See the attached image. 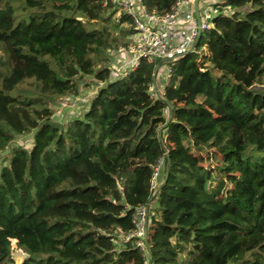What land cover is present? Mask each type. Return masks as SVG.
<instances>
[{"label": "trees", "instance_id": "trees-1", "mask_svg": "<svg viewBox=\"0 0 264 264\" xmlns=\"http://www.w3.org/2000/svg\"><path fill=\"white\" fill-rule=\"evenodd\" d=\"M170 13L179 1L140 0ZM207 1V0H205ZM194 51L114 76L134 20L106 0H0V264H146L137 213L150 202L152 264H264V0H224ZM118 17V18H117ZM83 20L89 23L87 27ZM99 86L84 113L54 118L58 99ZM158 77V76H157ZM135 164V166H134Z\"/></svg>", "mask_w": 264, "mask_h": 264}, {"label": "built area", "instance_id": "built-area-1", "mask_svg": "<svg viewBox=\"0 0 264 264\" xmlns=\"http://www.w3.org/2000/svg\"><path fill=\"white\" fill-rule=\"evenodd\" d=\"M193 2L194 0L179 1L170 13L165 16H159L156 12H148L140 0H106L105 6L110 5L113 10L118 12V17L122 13H126L133 18L135 24L136 34L130 50L131 60H129L128 68L122 74H127L128 71L134 70L143 59L155 63L168 58L172 59L171 62L178 60L193 47L200 30L203 33L214 27V19L218 16H230L233 14V8L223 5L224 2L216 0L203 1L200 4L202 19L200 29L194 10L186 14L192 24V29L188 32L177 27V21L182 5H193ZM166 72V80L168 81L171 72L169 66H166ZM152 90L155 91L154 86ZM158 172L159 168L154 174L153 186L156 188L155 192L158 188ZM147 217L146 207L138 211L136 219L139 230L136 235L140 238L138 245L143 248H147L145 243ZM146 264H149V261Z\"/></svg>", "mask_w": 264, "mask_h": 264}, {"label": "rangeland", "instance_id": "rangeland-1", "mask_svg": "<svg viewBox=\"0 0 264 264\" xmlns=\"http://www.w3.org/2000/svg\"><path fill=\"white\" fill-rule=\"evenodd\" d=\"M83 22L87 27H89V23L86 20H83ZM132 40H134V36L132 37ZM132 45L133 43H131L129 49L112 51L110 52V54L117 52L114 54L115 59L119 60L121 54H124L127 56V60L128 59L131 60L130 50L132 48ZM0 55L3 56L4 53L0 52ZM110 57H111V62L109 64V67L111 68L114 76H118L122 74L128 68L129 64L123 65L121 62L120 63L114 62V57L112 55H110ZM80 84H81L80 86L81 90L78 96H69L66 98L58 99L56 103L53 105L52 107L54 110L53 119L56 122L66 123L73 118L81 116L84 113V111L87 109L91 98L96 94V92L99 89V85L94 77H85L83 79V82H81ZM34 135H35V131H33L30 134L18 136L16 140L6 150L0 151V170L2 166L9 165L12 156L11 152L14 147H24L29 150L33 147ZM12 247H13V258L15 259L16 264H21L22 261L26 258V254H24L20 249L17 248L16 241H12Z\"/></svg>", "mask_w": 264, "mask_h": 264}, {"label": "water", "instance_id": "water-1", "mask_svg": "<svg viewBox=\"0 0 264 264\" xmlns=\"http://www.w3.org/2000/svg\"><path fill=\"white\" fill-rule=\"evenodd\" d=\"M203 1H205V0H194V2H193L194 14H195V17H196V19H197V21H198L199 29H200L201 24H202V19H201V15H200V4H201ZM201 36H202V31L200 30V31H199V35H198V38H197L196 42L194 43L193 47H192L188 52H186L183 56H185V55L191 53L192 51H194V49L196 48L197 44L199 43V41H200V39H201ZM171 61H172V59H171V58H168V59H165V60L160 61V62L156 65L155 70H154V74H153V86H154V88H157V76H158V72H159V70L161 69V67H162L164 64H166V63H170ZM159 97H160V99H162V100L168 105V107L170 108V111H171V112H170L169 119H168L166 125H164V126L160 129V131H159V136H160V138H161V135H162L163 130L167 127V125H168V124L171 122V120H172L173 106H172L171 103L167 102V101L164 99L163 96H160V95H159ZM169 161H170V160H169V158H168V165H167V169H166V173H165V179H164L163 184H162L160 187L157 188V190H156V192L153 194V196H152L150 202H149V203L147 204V206H146L147 214H149V209H150V203H151V201L154 200L156 193H157V192L159 191V189L165 184V182H166V180H167V178H168V175H169V172H170ZM148 226H149V218L147 217V219H146V223H145V243H146V246H147L148 251H149V253H150V261H149V264H152V255H151V250H150V247H149V244H148Z\"/></svg>", "mask_w": 264, "mask_h": 264}, {"label": "crops", "instance_id": "crops-1", "mask_svg": "<svg viewBox=\"0 0 264 264\" xmlns=\"http://www.w3.org/2000/svg\"><path fill=\"white\" fill-rule=\"evenodd\" d=\"M211 1H215V0H211ZM216 1H224V0H216ZM192 10H194L193 5H190V4H183L182 5L181 10H180V14L178 16L177 27L182 28V29H184V30H186L188 32L191 31L192 24L188 20L186 14H188ZM115 53H117V52H114V53L110 54V55H112L114 57V62H118V63L121 62L123 65L124 64H129V59L127 60V56L126 55L121 54V57L118 60V59H115V55H114ZM116 57H117V54H116ZM166 74H167L166 69H163L160 72V74L158 75V77H157V88H155V93H156V95L158 97H159V95L163 96V94H164V89H165V86H166V83H167ZM100 87L101 86H99V88ZM149 259H150V257H149Z\"/></svg>", "mask_w": 264, "mask_h": 264}]
</instances>
